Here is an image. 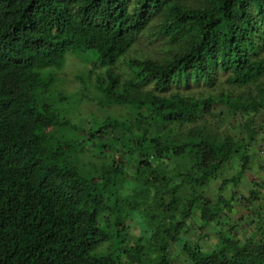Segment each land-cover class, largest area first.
Wrapping results in <instances>:
<instances>
[{
    "label": "trees",
    "instance_id": "16d2710c",
    "mask_svg": "<svg viewBox=\"0 0 264 264\" xmlns=\"http://www.w3.org/2000/svg\"><path fill=\"white\" fill-rule=\"evenodd\" d=\"M263 131L264 0H0V264H264Z\"/></svg>",
    "mask_w": 264,
    "mask_h": 264
},
{
    "label": "rangeland",
    "instance_id": "374dc122",
    "mask_svg": "<svg viewBox=\"0 0 264 264\" xmlns=\"http://www.w3.org/2000/svg\"><path fill=\"white\" fill-rule=\"evenodd\" d=\"M83 65H84L83 61L79 59L76 54L67 53L65 55L60 70H57V72L62 71V73L60 74L62 78L59 75L57 76V86H59V84H63V81H65V84L68 87V89H72L76 83L75 81H73V78L82 69ZM77 90L79 91L77 94H72L74 98L73 104L67 106L68 109L67 115H69V117L72 118V121L76 123L82 122L83 119H85L86 117L88 118L90 116L101 118L105 111L104 109H101L100 107H98L96 104L93 103L94 93L89 90L81 89V83L78 85ZM262 133L264 134V131ZM231 173H233V170L226 171L227 175ZM259 174L261 173L258 168L252 169L251 172H247L246 174H244L240 178V184H241L240 186H242L243 188L238 190V193L240 194L243 193L244 190L247 187H249L248 184L249 177H259ZM217 184H218L217 181L213 183V189L210 194L211 196L212 195L214 196V192L216 191ZM234 212H235L234 216L236 217L238 215L237 209ZM248 216L249 217L245 216L242 221L238 222V224H240V228H238L237 230L238 236H241L243 231L248 233L252 230L253 225L250 226L246 225L248 223V218L252 217V215L251 216L248 215ZM126 224H127V229L124 236V240L130 244L133 242L134 238L140 234L141 230L139 223L134 217L128 219L126 221ZM211 229L212 227H210V229L204 228L201 231H199L197 227V222H195L194 227H191L190 230H188V233H186L185 236L183 237L189 241L196 240L204 249H209L215 243V237ZM142 233L144 232H141V234ZM171 247L173 250L172 264H189L187 260L182 258L175 245H171Z\"/></svg>",
    "mask_w": 264,
    "mask_h": 264
}]
</instances>
